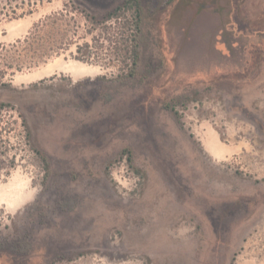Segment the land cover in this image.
Instances as JSON below:
<instances>
[{"label":"rangeland","instance_id":"1","mask_svg":"<svg viewBox=\"0 0 264 264\" xmlns=\"http://www.w3.org/2000/svg\"><path fill=\"white\" fill-rule=\"evenodd\" d=\"M0 264H264V0H0Z\"/></svg>","mask_w":264,"mask_h":264},{"label":"trees","instance_id":"2","mask_svg":"<svg viewBox=\"0 0 264 264\" xmlns=\"http://www.w3.org/2000/svg\"><path fill=\"white\" fill-rule=\"evenodd\" d=\"M112 16H114L112 13H108V14H106L103 18H102V20H106V19H108V18H110V17H112ZM95 19V21H97L96 20V18H94ZM102 20H100V21H102ZM104 20V21H105ZM76 50H79V46H77V48H76ZM77 59H80V58H77ZM81 60V59H80ZM86 61V60H85Z\"/></svg>","mask_w":264,"mask_h":264}]
</instances>
